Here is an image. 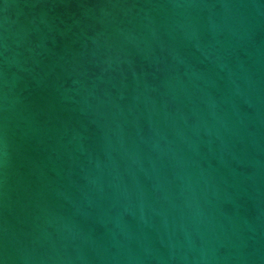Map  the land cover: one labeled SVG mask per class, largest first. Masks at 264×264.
I'll use <instances>...</instances> for the list:
<instances>
[{
    "label": "water",
    "instance_id": "water-1",
    "mask_svg": "<svg viewBox=\"0 0 264 264\" xmlns=\"http://www.w3.org/2000/svg\"><path fill=\"white\" fill-rule=\"evenodd\" d=\"M0 264H264V0H0Z\"/></svg>",
    "mask_w": 264,
    "mask_h": 264
}]
</instances>
